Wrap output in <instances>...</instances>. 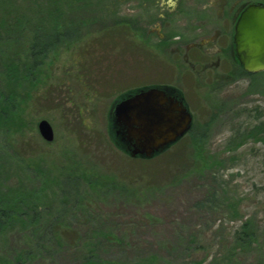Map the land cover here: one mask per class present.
I'll return each instance as SVG.
<instances>
[{"label":"rangeland","instance_id":"rangeland-1","mask_svg":"<svg viewBox=\"0 0 264 264\" xmlns=\"http://www.w3.org/2000/svg\"><path fill=\"white\" fill-rule=\"evenodd\" d=\"M46 3L0 0V93L13 100L0 191L22 186L29 199L43 188L52 199L33 222L22 207V223L0 232V264L264 262V71L243 75L230 59L195 76L167 47L120 29L119 8L131 18L136 0H85L60 7L61 18ZM154 84L183 88L192 125L157 156L131 158L116 145L113 103Z\"/></svg>","mask_w":264,"mask_h":264},{"label":"water","instance_id":"water-1","mask_svg":"<svg viewBox=\"0 0 264 264\" xmlns=\"http://www.w3.org/2000/svg\"><path fill=\"white\" fill-rule=\"evenodd\" d=\"M233 47L237 62L249 74L264 71V3L247 2L233 27ZM114 131L118 146L131 158L149 159L165 151L191 128L192 114L182 94L171 86L148 85L122 93L114 101ZM39 135L51 142L50 123H37Z\"/></svg>","mask_w":264,"mask_h":264},{"label":"flooded vegetation","instance_id":"flooded-vegetation-1","mask_svg":"<svg viewBox=\"0 0 264 264\" xmlns=\"http://www.w3.org/2000/svg\"><path fill=\"white\" fill-rule=\"evenodd\" d=\"M136 1L138 6L131 18H124V7L119 8L120 29H131L132 35L160 54L159 50L167 47L195 76L203 75L207 70H217L222 64H230V59L240 66L234 54L233 27L238 13L249 1L206 0L203 5L188 7L183 5V0H166L167 8L160 5V0ZM141 2L143 6H139ZM165 26L170 29H163ZM176 28L181 29L176 32ZM153 36L156 40L149 42ZM175 86L184 92L183 88Z\"/></svg>","mask_w":264,"mask_h":264},{"label":"trees","instance_id":"trees-1","mask_svg":"<svg viewBox=\"0 0 264 264\" xmlns=\"http://www.w3.org/2000/svg\"><path fill=\"white\" fill-rule=\"evenodd\" d=\"M35 1H37V0H35ZM46 1H47L46 7L50 8V6H52L53 9L55 10L56 17H59V18L62 17V14H61L62 12L60 10V7H65V9H66V8L70 7V5L74 4L73 7H76L75 9H77V7H78V10H82V5H84V2H85V0H51L52 3L50 2V0H46ZM62 4H63V6H60ZM8 11H4V12L1 11V14H3V16L5 14L8 15ZM42 13L45 14L46 12H41L40 15L38 16L40 23H42L41 19L45 20L46 16H47V15H44ZM47 14H49V12H47ZM59 20H60V22H59ZM76 20H78V21H76L77 24L78 23L80 24L83 22L82 21L83 17H81L79 19L76 18ZM46 21H49V20H46ZM52 21H53L52 27H54V25L56 23H63L64 19L63 20L58 19V21L52 19ZM16 22H17V20H16ZM74 22L75 21H73V17H70V18L67 17V25L72 24ZM15 23H13V24H15ZM9 27H11V26H9ZM59 29H62V27ZM57 35H59V37H57L56 41L51 43V44L55 45L56 43L58 44V43L64 42V39H61L63 37V33L58 31ZM80 36L77 35L75 38L74 37H72V38L68 37V39H70V41H72L73 38H74V40H78L80 38ZM30 48L32 49V53H33V51H34L33 46H31ZM33 55H34V53H33ZM238 69H239L240 73L243 75H246V76L251 75L249 73H246L242 69L241 66H239ZM7 93H9V92L7 91ZM6 96H7V94L4 96L0 93V100L2 97H4V99L6 101H8V103L6 105H3V106H1V103H0V130H3L4 126L7 123V120L9 118V113H10L9 106H10V103H12V101H13L12 99H9V100H8V98L6 99ZM11 106H12V104H11ZM157 155H155V156H157ZM39 191H40V195L29 194L28 195V196H30L29 199H26L23 197V194H28V192L23 190L22 186L4 189L3 191H0V232L3 229H5L7 226L16 223L17 219L20 223H22V220L21 219L19 220V218L26 213L25 211H22V207L32 208L31 209L32 215H30V218H29L30 221H32V219H35L36 215H40V211H38L39 209H45L46 207H49L48 202L50 204L52 199H49V197L46 198L47 196H46V193L44 192L43 188L40 189ZM53 192L54 191H52V193ZM45 198H46V201H44ZM67 200H68V198H67ZM244 226L245 225H243V227ZM260 264H264V262H262V263L260 262Z\"/></svg>","mask_w":264,"mask_h":264}]
</instances>
